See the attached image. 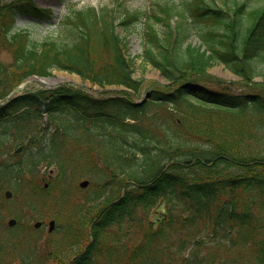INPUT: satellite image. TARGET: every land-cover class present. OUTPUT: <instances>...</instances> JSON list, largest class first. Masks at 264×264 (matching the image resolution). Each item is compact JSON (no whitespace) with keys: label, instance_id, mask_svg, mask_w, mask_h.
Listing matches in <instances>:
<instances>
[{"label":"trees","instance_id":"trees-1","mask_svg":"<svg viewBox=\"0 0 264 264\" xmlns=\"http://www.w3.org/2000/svg\"><path fill=\"white\" fill-rule=\"evenodd\" d=\"M184 2L180 9L154 0L149 15L130 11L120 0L66 4L57 21L32 0L0 4V51L11 55L0 60L1 98L26 77L49 76L54 69L101 87L132 90L95 96L61 84L0 104V190L6 185L15 195L35 197L23 185L41 165L58 168L51 199L63 206L72 198L63 183L68 175L86 177L105 191L124 189L97 212L92 240L71 264H264V98L196 80L213 64L250 83L264 74V0ZM25 14L39 23L54 19L56 29L34 39L27 29L13 27ZM139 21L142 70L150 64L175 86L136 102L130 97L138 90L135 63L117 28ZM192 34L198 42L189 40ZM18 145L23 149L13 160ZM102 192H91L85 205L72 210L76 227L93 220L88 211L80 221L76 213L99 206ZM161 204L154 223L148 215ZM25 206L39 214L35 200ZM13 214L17 222L4 229L0 247L10 240L13 247L27 246L31 260L37 236L29 230L17 242L22 215ZM221 250L229 259L216 257Z\"/></svg>","mask_w":264,"mask_h":264},{"label":"rangeland","instance_id":"rangeland-1","mask_svg":"<svg viewBox=\"0 0 264 264\" xmlns=\"http://www.w3.org/2000/svg\"><path fill=\"white\" fill-rule=\"evenodd\" d=\"M8 1H16V0H0V4H3V2L7 3ZM32 1L40 7L49 8L52 11L57 21V18L60 17L65 12L66 4H74L75 6H81V7L85 5L99 6L103 4H109L111 2H114L115 0H32ZM120 1L130 11L147 12L149 11L151 4L153 3L154 0H120ZM163 1H169V3L171 4L174 3L175 6L180 9L183 3H185L184 2L185 0H163ZM254 2H256V0L255 1L253 0V4ZM13 21H14L13 27L27 29L30 33V36L38 40L42 39V37L48 36L51 33V31L56 29L55 26L56 21L54 19L51 22L39 23V21H36L34 18H32L29 15H24V16L22 15V16H18ZM143 28L144 25L142 21L133 24L128 29L124 27L118 28V31L122 33L124 36L123 40H124L126 52L135 63L133 78L138 80V84H137L138 90L135 94H132L130 92L131 93L130 97L132 98V100L135 101H139L140 98L143 97V95L145 96L144 99H148L152 91L155 90L165 91L175 86V84L169 86L170 83H168L167 80L164 79L160 71L153 68L150 64H147L146 70L145 69L142 70L143 59L140 57V53L142 52L143 47H145V43L141 40ZM191 39L193 42H198L197 36L194 34H192L189 37V40ZM10 58L11 55L9 52L3 49L0 51L1 61L8 62ZM257 66L261 68L260 64ZM54 70L55 71L53 72L52 75L55 77H57L59 74L67 75L70 78H74L75 76L73 75L74 73H69L67 71L57 70V69ZM193 75L194 74H191L190 77L193 78L194 77ZM196 80L203 85H206L208 87H213L215 89L229 90V92L235 94L257 93L262 98H264V74L256 76L255 78L256 82L250 83L247 80H244L240 76H235L231 74V72L223 64H216V65L213 64L212 66L208 67L206 72L199 75ZM25 82L26 81L22 83L23 86L21 88L17 87L11 90L9 92L10 93L9 95L24 91L34 92L42 88V85L36 82H28L24 84ZM63 85H72L73 87L79 86L72 84L69 81L67 82L63 81ZM85 90L91 93L92 95L99 96L98 90H93L90 88L89 89L85 88ZM117 90L118 89L105 90V91L113 93L116 92ZM1 101L2 99H0V102ZM159 109L161 108L159 107ZM150 110H153V107H151ZM3 125L4 123H1L0 128H2ZM17 157H18V153L13 158V160L17 159ZM56 174H57V170L55 169L54 166L41 165L39 168V172H37L35 175H27L26 180L24 182L25 184L24 186L26 192L30 191V194L35 195V197L32 198H28L29 194H27L26 196H24L25 194L24 195L19 194L17 196L11 194L9 198H6L4 197L3 194L5 188H3L0 191V230L1 231L4 230L6 227L7 218L14 217L13 213L15 212H18L22 215L21 222L22 225L24 226L23 230L21 231V235L16 238L17 242L23 239L22 235H24V233L30 230L31 224L34 221L41 220L44 222V225L41 226V228H39L37 231H35L36 236H38L39 247L38 250L35 252L33 259L24 260L23 257H26L28 255L27 252L23 251L19 245H14L16 247H12L7 243L5 244V246L0 247V264H52L51 255L55 254L56 256V254L58 253L61 252L63 253V251H65L68 247H70L69 244L72 242L70 240H73L74 238L72 233L71 239L69 240L70 242L66 244V239L71 229L70 226L73 223L72 219L74 220L73 215H75V214L72 215V210L78 205H85L84 204L85 198H87L91 192L103 191L101 194V201L99 200L100 201L99 206L93 207V205L90 204L86 206L87 210L81 211V213H76V217L80 221L81 218L88 211L87 216L89 217V220H92L100 209H102L106 204L110 203L111 201L117 199L121 194V190H118V188L114 187L113 189H110V191H105L104 188H101V186L91 182H89L86 187L81 188L79 187L78 184L81 180L86 178H83L81 176L71 177L70 175H68V177L64 179L63 183L69 190V196H71L72 198L68 201V203L65 206H58L57 202L51 199L53 197L51 184L53 183L54 181L53 177ZM45 183H48L46 187L44 186ZM68 183H69V187L67 186ZM42 188L45 189L43 194L46 195V198L40 197V191ZM30 199L35 200L37 202L38 205L37 211L39 212V214L36 216H32L31 212L25 206V202ZM96 203H98V201ZM162 208L163 207L160 206L158 209H153L152 213L148 215V219L151 220L157 219V215L158 213H160ZM52 218L55 219L56 224L58 226L59 223L61 224V226L60 228H56L52 233L49 234L47 232V222ZM65 222H67L68 225L64 224ZM84 227L86 228L87 226L84 225ZM115 230L116 227H113L111 229L112 233ZM120 235L123 236V234L121 233ZM138 236L139 234L136 235L135 237ZM78 238H80V240L78 241L79 243L65 252L64 258L62 259L63 262H66L68 257L72 256L75 252L80 251L83 248V246L87 243L85 236L77 235V240ZM60 242H64V243L61 247L58 248L56 244H60ZM110 243H111L110 238L109 236H107L106 244L109 245ZM214 254L218 259L221 260L229 259L228 253H226L225 250H221V252L220 251L214 252Z\"/></svg>","mask_w":264,"mask_h":264},{"label":"water","instance_id":"water-1","mask_svg":"<svg viewBox=\"0 0 264 264\" xmlns=\"http://www.w3.org/2000/svg\"><path fill=\"white\" fill-rule=\"evenodd\" d=\"M232 74V73H231ZM46 78V77H45ZM47 78H50V77H47ZM41 78L40 77H38V76H31V77H29V80H31V81H37V82H40V83H42L43 85H47V86H53V85H55V84H57V83H59L60 81H53V82H50V83H45V82H43V81H41L40 80ZM71 81L73 82V83H75V84H81V85H84V86H86V87H92L93 89H102L101 87H99L98 85H96V84H92L89 80H82L81 79V77L79 76V75H75L74 76V79H71ZM107 89H112V88H116V87H114V86H108V87H106ZM118 88H120V89H124L125 87L124 86H120V87H118ZM86 184H87V180H83V181H81L80 182V185L81 186H86ZM6 195L7 196H10V192L9 191H7L6 192ZM9 224H13L14 223V219H10L9 221ZM40 224V222H36L35 223V226H38ZM53 225H54V221L53 220H51L50 222H49V230H51L52 228H53Z\"/></svg>","mask_w":264,"mask_h":264},{"label":"bare ground","instance_id":"bare-ground-1","mask_svg":"<svg viewBox=\"0 0 264 264\" xmlns=\"http://www.w3.org/2000/svg\"><path fill=\"white\" fill-rule=\"evenodd\" d=\"M72 78H70L69 76L67 75H64V74H59L57 77H50V78H47V79H41L43 82L45 83H50V82H53V81H64V80H71Z\"/></svg>","mask_w":264,"mask_h":264}]
</instances>
